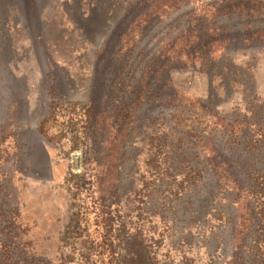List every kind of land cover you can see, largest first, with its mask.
Wrapping results in <instances>:
<instances>
[{"label":"rangeland","instance_id":"1","mask_svg":"<svg viewBox=\"0 0 264 264\" xmlns=\"http://www.w3.org/2000/svg\"><path fill=\"white\" fill-rule=\"evenodd\" d=\"M103 1L111 14H118L120 35L129 30L142 9L138 6L126 13L127 8L120 2ZM229 1L187 0L171 19L184 15L185 20L194 19L206 27L216 22L232 26L236 19L220 15L228 4L239 5V0ZM165 10H159L150 28V39L145 40L146 47L125 49L139 40L136 30L123 48L114 40L104 58L94 46L77 38L60 7L51 5L46 10L50 22L44 40L33 41L18 29L13 32L14 50L8 55L11 72L2 73L0 69V228L4 230L0 231V249L6 246L12 251H0L1 261L129 264L133 248L143 243L151 258L158 254L151 264H231L230 247L225 243L230 232H223L225 239L221 242L217 240L219 232L215 238L211 233L210 226L219 225L210 218V223L205 221L202 193L197 194L202 185L191 205L187 197L178 202L182 213L177 219L171 217L170 223L164 222L153 213L161 201L147 200L146 185L154 180L146 163L153 134L161 127L154 123L137 130L132 125L129 132L134 129L133 146H142L145 140V151L130 148L127 153L131 158H123L128 115L120 112V100H126L125 94L132 92L125 85V74L143 70L139 62L142 55L151 57L159 50L157 32L169 23ZM99 18L105 22L103 16ZM257 21L264 24V18ZM244 46L237 45L229 53L236 65L252 68L249 76L254 79L247 89L238 84L224 87L226 75H215L213 81L207 71H200L199 63L197 71L172 70L175 86L189 102L206 101L215 91L222 117L250 119L253 113L264 117V40ZM120 49L122 53H118ZM130 52L135 56L129 62L133 67L123 72L122 57ZM50 56L56 65L48 63ZM91 98L100 106L96 128L100 143L94 147L84 135L86 105ZM54 101L60 103L52 110L50 104ZM49 113L52 117L45 122ZM42 121L44 133L53 143L39 134ZM89 152H93L91 162ZM126 172L133 173L130 179ZM132 187L133 193L128 194Z\"/></svg>","mask_w":264,"mask_h":264},{"label":"trees","instance_id":"2","mask_svg":"<svg viewBox=\"0 0 264 264\" xmlns=\"http://www.w3.org/2000/svg\"><path fill=\"white\" fill-rule=\"evenodd\" d=\"M101 1L0 0L2 73L11 72V59L8 55L14 50L12 36L15 29L33 41L44 40V33L50 22L45 13L51 5L61 8L77 38L83 44L98 49L103 58L112 49L114 40H118L122 45L120 48H123L136 30L139 32V40L135 41L134 46L125 49L136 50L138 45L146 47L145 40L147 42L150 39V28L155 24L159 10L166 8L163 12L164 15L169 14V23L165 29L157 32L159 50L151 57L142 55L139 62L143 70L125 74V85L132 92L125 94L126 100H120V112L128 115L125 116L124 123L128 130L124 129L126 134L124 133L123 141L127 149L123 158L126 161L131 158L127 153L130 148L138 147L141 153L145 151V140H142V146H133L136 143L134 129L129 132L132 125H136L137 130L146 129L154 123L161 127V130H156L153 134L154 139L148 150L151 156L146 163L154 180V183L146 185L147 200L154 202L157 198L161 201L153 213L159 215L164 222L171 217L177 219L182 213L178 202L187 197L186 202L191 205L195 200L194 194L202 185V191L197 194L202 193L205 221L210 223L211 220H207L210 218L219 225L210 226L211 233L215 238V234L219 232L217 240L221 242L225 239L223 232H230L229 240H225V243L230 247L231 264H264V117L258 113H253L251 120L247 116L242 120L233 119L230 115L222 117L215 103V91H212L206 101L189 102L177 89L172 77V70L183 68L197 71L199 63L200 71H207L212 80L215 75H226L224 87L238 84L247 89L248 82L254 79L252 75L249 76L252 68L244 69L236 65L234 56L229 51L237 45L246 46L248 43L264 40V24L257 21L264 18V0H239L238 6L228 4L223 7L220 15L236 19L237 23L228 26L216 22L208 27L205 23L198 24L194 19L185 20L184 15L171 19L187 0H115L114 4L120 2L127 8L126 13L138 6L142 7L129 30L121 35L117 27L120 24L118 14H111L106 2ZM101 16L105 19L104 23L99 18ZM118 51L123 52L122 49ZM132 52L122 57L123 72L133 67L129 63L135 58L131 56ZM216 52L219 54L215 55ZM48 63L56 65L52 56L48 58ZM59 103L52 102L50 109L57 108ZM86 107L87 121L84 122L87 132L84 135L94 147L100 143V137L96 134L100 106L91 98ZM161 109H169V112L164 113ZM51 117L49 113L44 121L48 122ZM44 121L38 127L39 134L53 143L54 140L48 139L44 133ZM42 146L39 144L38 147ZM92 154L89 152L88 162L92 161ZM126 174L130 179L129 176L133 173ZM177 182H181L179 186ZM127 192L132 194L133 187ZM184 210L186 209H182ZM0 231L4 230L0 228ZM139 248H133L134 252L130 250L132 253L129 255V264H151L152 259L158 256L156 254L151 258L152 254L146 247L143 248V243ZM1 249L3 254L12 252L11 247ZM0 264L53 263L30 259L24 262L0 260ZM59 264L74 263L61 260Z\"/></svg>","mask_w":264,"mask_h":264}]
</instances>
